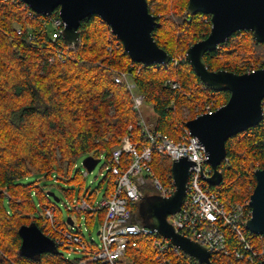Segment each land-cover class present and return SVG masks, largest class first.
Returning a JSON list of instances; mask_svg holds the SVG:
<instances>
[{"label": "trees", "instance_id": "1", "mask_svg": "<svg viewBox=\"0 0 264 264\" xmlns=\"http://www.w3.org/2000/svg\"><path fill=\"white\" fill-rule=\"evenodd\" d=\"M147 3L150 13L158 16L153 38L170 55L165 65L132 61L121 43L115 48L119 40L96 15L81 22L79 41L72 47L62 37L52 38L50 18L55 11L29 17L30 8L22 1L0 0V264H99L64 255L59 246L67 252L70 248L63 244L55 253L25 257L20 253L18 229L33 224L44 231L46 207H53L55 220L68 227L67 217L57 212L47 195L53 191L39 179L63 180L67 186L56 187L70 203L73 199L94 203L97 192L84 189L80 169L72 170L76 161L87 154L94 159L103 156L101 169H106L111 150L123 136L131 133L133 141H144L131 94L114 81L117 72L133 73L137 91L154 113L153 129L173 140L178 138V125L195 117L201 102L212 99L221 106L227 101L228 92L204 86L185 58L187 48L209 33V15L189 14L188 0ZM58 50L64 52V60L57 56ZM204 59L209 69L236 74L263 68L264 42L255 43L251 31H236L215 50L205 52ZM168 79L177 81L180 89L166 86ZM225 146L226 157L218 166L223 181L210 190L227 205L249 199L254 170L264 168V117L258 125L230 137ZM123 159L127 163L126 156ZM150 164L163 184L171 183V165L165 157L153 154ZM104 183L100 198L109 197L114 186L108 169L97 188ZM142 190L144 195L157 194L146 186ZM136 204L129 206L131 221L145 226ZM64 206L68 215L76 211ZM104 215V209L85 213L89 232L99 229ZM225 235L232 238L230 229L225 228ZM255 236L250 235L253 243ZM155 253L152 238L142 235L135 247L126 248L121 264H157ZM212 261L221 263L215 254Z\"/></svg>", "mask_w": 264, "mask_h": 264}, {"label": "water", "instance_id": "2", "mask_svg": "<svg viewBox=\"0 0 264 264\" xmlns=\"http://www.w3.org/2000/svg\"><path fill=\"white\" fill-rule=\"evenodd\" d=\"M20 1L36 14L50 15L58 9L65 23L61 37L68 45L78 43L81 22L96 15L107 24L132 61L144 65H165L170 61V55L153 38L152 31L159 22L158 16L150 13L147 0ZM187 12L209 15L211 26L204 38L187 48L186 60L204 86L229 94L227 101L211 114H199L185 122L207 152L212 173L205 177V181L210 186H217L223 181L218 166L226 157V141L258 125L263 119L264 67L240 74L224 69L212 70L208 68L204 54L215 50L232 33L240 30L251 31L255 43L264 42V0H188ZM192 164L186 157L173 160L170 169L174 191L169 196L143 194L138 203V213L146 227L169 239L200 264H218L212 262L211 253L205 247L176 232L168 220L179 210L185 198ZM254 177L255 186L248 201L251 216L246 228L252 234L264 237V168L255 169ZM47 195L56 203L60 201L53 192ZM66 222L73 225L70 216ZM96 234L99 235V230ZM18 235L21 239L20 253L25 257L57 251L55 242L33 224L20 226ZM257 264H264V259Z\"/></svg>", "mask_w": 264, "mask_h": 264}, {"label": "built area", "instance_id": "3", "mask_svg": "<svg viewBox=\"0 0 264 264\" xmlns=\"http://www.w3.org/2000/svg\"><path fill=\"white\" fill-rule=\"evenodd\" d=\"M55 12L56 15L50 18L53 39L61 37L65 26L58 9ZM34 14L36 13L31 9L27 12L29 17ZM17 32L20 33V29H17ZM31 38L29 36V39ZM118 43L120 41L116 43L115 48H118ZM57 56L61 60L65 59L62 50L57 51ZM114 81L130 92L132 109L139 116L144 104V96L137 91L133 73L119 71L114 76ZM165 85L174 90L180 89V84L175 80L168 79ZM204 102L207 104L201 106L195 116L211 114L218 108L212 99ZM262 114L264 117V98ZM137 126L140 128L143 142L133 141L129 133L123 136L119 145L111 150L108 170L114 175V186L109 197L97 199L94 203L85 199L79 201L73 199L71 206L68 207L78 211L79 215L81 213L93 215L97 210H105L98 229L99 243L95 244L92 240L90 243L86 242L80 226L76 225L71 216L73 225L67 224V228L62 227L55 220L53 207L44 209L46 222L42 225L43 233L51 238L56 246L63 244L70 249H77L86 262L121 264L126 248L135 247L139 236L148 235L152 238V244L156 249L157 264H200L154 229L132 222L129 209V206L141 200L142 188L146 186L147 180L161 196H169L174 191L172 176L170 184H163L154 174L150 164L153 154L167 157L171 162L186 157L193 164L189 167L185 198L179 210L168 217L174 230L205 247L211 253V260L214 254L217 255L221 261L218 264H257L263 260L264 237L256 235L258 237L257 239L255 236L256 243L259 244L255 245L256 243L251 241L252 233L246 228L251 216L249 199L225 205L218 199L217 194L210 190V185L205 181V177L212 173L207 162V152L197 137L190 133L186 124L178 125L179 134L176 140L154 130L141 115L137 120ZM131 130L130 125L128 132ZM124 156L128 159L125 164ZM225 228L230 229L232 238L225 235Z\"/></svg>", "mask_w": 264, "mask_h": 264}, {"label": "rangeland", "instance_id": "4", "mask_svg": "<svg viewBox=\"0 0 264 264\" xmlns=\"http://www.w3.org/2000/svg\"><path fill=\"white\" fill-rule=\"evenodd\" d=\"M205 104H207V102H201L200 105L195 107V115L199 111L200 107L204 106ZM140 115L144 118L146 123L150 124L153 128V120H154L155 116H154V113L152 111L151 105H147L144 102L142 109H141V113L139 114V116ZM139 116L137 117V120H138ZM165 158L169 161V163L171 165V160L167 157H165ZM103 162H104L103 156H101L99 159H94L93 157H91V155L87 154V155L80 157L76 161V164L72 169L73 171L75 169H80L81 173L84 176V181H85L84 189L88 188L90 191L95 190L97 192L96 198L98 200L101 199L100 197H101V194L104 190L105 183L103 185H101L100 188H97V185L99 184L102 177L104 176L106 169H108V167L106 169L105 168L101 169V165L103 164ZM30 180H31V177L24 179V181H30ZM38 182H39V184L43 183L45 185L46 189L52 190L55 193L56 197L60 198V201L57 203L54 202V200H53V202L55 203V205L58 208L57 212H59L63 218H66L68 216L72 217V219L75 221L76 225L80 226V229H81L82 235L84 236L85 241L90 243V240H92V241H94L95 244H98L99 243V236L96 234L98 228L95 227L91 232H89V230L87 229V226L85 225L84 220H83L85 217L84 213H81V215H79V217H77L78 215H77L76 211L71 212L69 215L67 214L64 204L66 205L67 208L69 206H71V204L63 196L60 189H58L56 187V185H60V186L65 187V186H67V184L63 180L57 179L55 177H53L50 180H46V181H44L43 179H39ZM146 189H148L150 193H153L156 191L155 188L152 186V184L149 182V180L146 181ZM68 209H70V208H68ZM59 252H63L64 255L71 256V257H79L81 254L77 249H69L67 252V250L63 249L61 246H59ZM83 262H85V261L83 260L82 263Z\"/></svg>", "mask_w": 264, "mask_h": 264}, {"label": "bare ground", "instance_id": "5", "mask_svg": "<svg viewBox=\"0 0 264 264\" xmlns=\"http://www.w3.org/2000/svg\"><path fill=\"white\" fill-rule=\"evenodd\" d=\"M160 65V64H159Z\"/></svg>", "mask_w": 264, "mask_h": 264}]
</instances>
